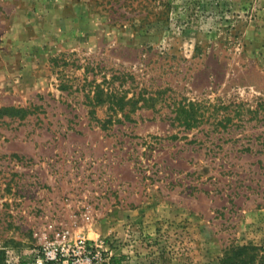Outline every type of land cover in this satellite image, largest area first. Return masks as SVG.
<instances>
[{"label": "rangeland", "instance_id": "374dc122", "mask_svg": "<svg viewBox=\"0 0 264 264\" xmlns=\"http://www.w3.org/2000/svg\"><path fill=\"white\" fill-rule=\"evenodd\" d=\"M97 83L139 98L130 119H92ZM244 244L264 247V0H0L5 264H223Z\"/></svg>", "mask_w": 264, "mask_h": 264}, {"label": "trees", "instance_id": "16d2710c", "mask_svg": "<svg viewBox=\"0 0 264 264\" xmlns=\"http://www.w3.org/2000/svg\"><path fill=\"white\" fill-rule=\"evenodd\" d=\"M92 92L94 94L93 96H89L88 101V105L91 106L89 113L93 120L101 122L102 128L104 129H108L111 125L123 121L119 116L120 111L126 119H130V112L134 111L139 104V98H128L126 95L116 98V92L108 86H104L102 83L95 84ZM142 97H144L142 99H146L145 96ZM107 103L109 104V108L112 110V114L106 120L102 121L95 113L98 106ZM129 107L131 108L129 109ZM16 111L17 114H22L21 117H25L29 112L28 108L17 109ZM195 115L196 111L194 103L181 105V107L178 108L177 116L180 120H182V123L186 126V128H193L197 125L199 119ZM245 149L249 150V148ZM5 257L6 251L0 249V264H5ZM257 262L264 263V247H260L255 244H244L233 247L222 258L223 264H255ZM21 264L27 263L22 262ZM110 264H121V260L117 256H112Z\"/></svg>", "mask_w": 264, "mask_h": 264}, {"label": "built area", "instance_id": "2783aa9c", "mask_svg": "<svg viewBox=\"0 0 264 264\" xmlns=\"http://www.w3.org/2000/svg\"><path fill=\"white\" fill-rule=\"evenodd\" d=\"M80 241L82 242V244L85 243L84 240H80ZM43 254L45 255L47 260H57L64 254V252L58 246L47 245L43 248ZM88 260L92 262L93 257L91 256L88 257Z\"/></svg>", "mask_w": 264, "mask_h": 264}]
</instances>
